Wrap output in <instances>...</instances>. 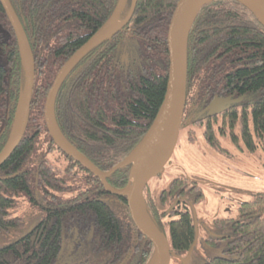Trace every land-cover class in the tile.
I'll return each mask as SVG.
<instances>
[{
	"label": "trees",
	"instance_id": "1",
	"mask_svg": "<svg viewBox=\"0 0 264 264\" xmlns=\"http://www.w3.org/2000/svg\"><path fill=\"white\" fill-rule=\"evenodd\" d=\"M8 1L27 37L34 79L26 132L0 166V234L19 227L21 217L16 213L23 208V201L31 208L36 206L34 188L53 191L58 197L45 198L46 208L35 209L41 218L57 222L67 212L79 219L83 213L93 220V231L99 237L96 254L106 255L112 264H147L152 245L132 224L125 199L106 192L97 178L55 146L42 115L57 71L106 22L117 0ZM130 1L119 20L125 18ZM177 2L136 0L129 22L85 54L57 90V127L100 172H107L128 156L162 102L168 70L166 31ZM118 45L120 51L128 53L127 62L122 59L120 63ZM186 85V92L194 86L202 92L228 89L235 95L253 93L259 98L253 119L264 129V26L251 11L232 0L211 1L199 9L186 42ZM23 86L17 41L0 4V150L9 136ZM6 113L9 122L4 119ZM129 170L130 165L117 169L106 178L107 184L122 189ZM176 182L169 187L170 195ZM73 187L93 188L90 194L102 192L99 194L106 201L73 205L66 197H59ZM143 197L157 229L163 235L167 230L170 252L175 256L187 252L194 240L190 213L178 215L163 209L157 213L153 200ZM239 211L247 222L236 224L231 232L234 239L220 256L204 264H264V195L244 203ZM164 217L168 221L160 220ZM57 225L54 222L47 232L39 254L31 257L18 254L14 248L7 252L1 249L0 264L47 261Z\"/></svg>",
	"mask_w": 264,
	"mask_h": 264
},
{
	"label": "water",
	"instance_id": "2",
	"mask_svg": "<svg viewBox=\"0 0 264 264\" xmlns=\"http://www.w3.org/2000/svg\"><path fill=\"white\" fill-rule=\"evenodd\" d=\"M211 1L216 0H178L176 3L166 31L168 70L162 102L139 143L122 162L107 172H100L62 135L54 119V100L59 86L78 61L95 46L115 35L129 22L136 0L130 1L128 12L123 20H119V15L127 0H117L114 10L106 22L59 68L43 104V123L55 146L97 178L106 192L125 199L132 224L139 234L152 245V256L147 264H169L173 256L166 237L157 229L146 211L143 192L147 183L162 173L174 152L185 105L187 37L199 9ZM232 1L240 3L251 11L264 26V0ZM0 4L14 32L24 70V86L16 103L8 139L0 151L1 166L18 145L27 126L33 90L34 61L23 27L9 1L0 0ZM226 102L229 103L227 99L214 100L208 108L212 113H215L219 111L216 109ZM139 154H148L149 158L138 172H134V164L141 157L138 156ZM128 165H130V170L125 187L120 190L111 188L107 184L106 178L117 169ZM193 246L194 244L188 250L183 263L188 261Z\"/></svg>",
	"mask_w": 264,
	"mask_h": 264
},
{
	"label": "flooded vegetation",
	"instance_id": "3",
	"mask_svg": "<svg viewBox=\"0 0 264 264\" xmlns=\"http://www.w3.org/2000/svg\"><path fill=\"white\" fill-rule=\"evenodd\" d=\"M116 52L118 53L120 63H122V59H125V62H127L128 53L124 50L120 51L119 45L116 46ZM225 99H227L229 103L226 102L220 105V107L216 109L219 111L212 113V111L209 110L208 107L214 100L223 101ZM256 99L258 100L259 98L253 93H249V95H235L228 89L225 92H202L199 88L196 89L194 86H189L188 92L185 94V105L179 134L183 132L187 141L194 142L196 141V134L199 133L200 142L207 151H212L214 153L218 152L228 159L237 157L236 161L239 165L244 164L245 160H250V162H254V168H264V129L258 127L253 119V108L258 103ZM8 118L6 113L4 119L9 122ZM25 132L26 129L23 136ZM212 164V167L215 168V161H212ZM228 167L235 169L237 172L243 171L239 166L234 167L228 165ZM208 173L212 174V169L209 168ZM248 176L251 177L255 175L250 174ZM1 177L2 176H0V178ZM159 177L160 174L155 178ZM150 181L145 186L143 195L153 200L157 208V213L162 211V209L165 211L170 210L171 212L178 213V215L190 213L189 217L194 233L192 245L195 244L197 219L195 214L193 216L192 210L195 204L203 200L204 194L202 192V185L206 182H204L201 177L190 178L178 176L170 182L168 188H162L156 194L148 185ZM173 181H177L175 183L176 187L175 190L171 191L173 195H170L169 187ZM92 191L95 190L90 187H73L66 190L64 192L65 194H60L59 197H61V199L66 197L73 205L91 202V200L97 202L106 201V197L103 194H99L102 192L90 194ZM32 194L34 195L32 198L33 200L35 199L36 206L31 208L30 204L23 201V208L16 213L17 217H21L19 227L13 230L9 229L5 231L4 234H0V250L2 249L7 252L8 249L14 248L18 254L21 255L22 252V255L31 257L37 253L39 254L41 252L40 246L44 238L46 239V236L48 237L47 232L51 230L55 222L58 223V225L56 227L57 233L52 236L55 238L53 252L47 261L44 262V260H41L40 264H112L107 261L106 255H102V253L96 254L94 251L99 237L96 236L93 231L94 223L89 216L81 213L82 219H79L76 217L77 214L67 212L66 217L64 219H58L57 222L56 220H45L38 215L39 213L35 209L44 206L43 202L45 198L51 196L58 197L59 194L53 191L41 192L37 188H34ZM260 195H264V190L253 194L250 200L239 202L235 217L226 219L216 218L214 220L215 225L219 226V228L230 226L229 234L221 237V239L225 241L223 249H225L228 242L234 239L231 233L232 228L236 224L247 222L246 219L240 217V207L244 203L252 202ZM51 208L56 209L57 204ZM175 216L176 215H174V217ZM166 217L159 219L166 220ZM171 217L172 219H176L173 216ZM163 232H165V229ZM207 242L212 243L213 240L209 238ZM24 244H28L26 249L23 247ZM222 250L217 256L222 254Z\"/></svg>",
	"mask_w": 264,
	"mask_h": 264
},
{
	"label": "rangeland",
	"instance_id": "4",
	"mask_svg": "<svg viewBox=\"0 0 264 264\" xmlns=\"http://www.w3.org/2000/svg\"><path fill=\"white\" fill-rule=\"evenodd\" d=\"M195 140L187 141L185 134L181 132L170 162L165 165L160 177L148 184L157 194L160 189L168 188L170 182L178 176L201 177L206 182L202 185L204 198L192 210L197 224L196 240L189 260L183 263L186 252L178 256L173 254L169 264H203L219 255L225 244L221 237L229 234L230 226L219 228L214 220L235 217L239 202L250 200L253 194L264 190V168H254V162L250 160L239 165L237 157L228 159L218 152L207 151L200 142L199 133ZM212 161H215V168L212 167ZM228 165L239 166L242 172L247 173L237 172ZM209 168L212 169V174L208 173ZM250 174L255 176H248ZM164 234L169 243L167 230ZM209 238L213 240L212 243L207 242Z\"/></svg>",
	"mask_w": 264,
	"mask_h": 264
},
{
	"label": "bare ground",
	"instance_id": "5",
	"mask_svg": "<svg viewBox=\"0 0 264 264\" xmlns=\"http://www.w3.org/2000/svg\"><path fill=\"white\" fill-rule=\"evenodd\" d=\"M138 156H141L138 161L134 164V172H138L141 166L145 164V162L148 160L149 156L148 154H139Z\"/></svg>",
	"mask_w": 264,
	"mask_h": 264
}]
</instances>
